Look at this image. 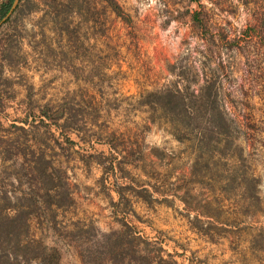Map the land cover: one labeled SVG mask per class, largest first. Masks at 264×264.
Wrapping results in <instances>:
<instances>
[{
	"label": "rangeland",
	"instance_id": "obj_1",
	"mask_svg": "<svg viewBox=\"0 0 264 264\" xmlns=\"http://www.w3.org/2000/svg\"><path fill=\"white\" fill-rule=\"evenodd\" d=\"M7 16L0 119L48 123L6 132L38 163L36 191L0 195V264H264V0H18ZM207 89L242 127L256 194L194 167L197 143L149 96L191 107Z\"/></svg>",
	"mask_w": 264,
	"mask_h": 264
},
{
	"label": "trees",
	"instance_id": "obj_2",
	"mask_svg": "<svg viewBox=\"0 0 264 264\" xmlns=\"http://www.w3.org/2000/svg\"><path fill=\"white\" fill-rule=\"evenodd\" d=\"M13 2L14 0H1L0 22L9 19L7 15ZM15 10L16 8L13 12ZM149 96L159 99V109L170 118L169 121L178 122L172 127L175 139L197 143L195 147L202 154L196 157L194 167L202 163L207 168L213 166L220 178L217 183H222V179H225L226 187L231 188L239 181L238 184H245L250 192L257 193L259 180L245 176L242 147L236 144L243 134L242 127L229 120L224 110L216 105L215 100L211 99L210 89L195 94L192 92L191 107L177 91L156 92ZM224 173L227 176H223Z\"/></svg>",
	"mask_w": 264,
	"mask_h": 264
},
{
	"label": "crops",
	"instance_id": "obj_3",
	"mask_svg": "<svg viewBox=\"0 0 264 264\" xmlns=\"http://www.w3.org/2000/svg\"><path fill=\"white\" fill-rule=\"evenodd\" d=\"M19 89L22 94L23 89L20 87ZM47 118L48 116H46V114L42 112V114H40V117L37 119V122H32L30 120V117H23L12 121H3L2 119H0V195H5L7 192L13 190L17 192V194H15V198H18L26 196V194L30 191H36L34 189V186L30 184L28 185L23 181L22 176L23 174L29 176L33 173L35 165L38 163L37 154L35 155V153L33 152V147H31L27 150V153L20 151L21 153H23L22 155L19 153L17 155L11 156L9 154L10 146H14V142H12L9 146L8 143H10V140L8 139V135L6 132L14 129L19 130L23 134H27L32 128H34V125L36 123L47 125ZM45 127L49 128L48 126ZM26 137L27 135L25 136V139ZM67 138L69 139L68 136ZM25 143L29 144L30 141L26 140ZM40 145L43 146L44 144ZM40 169L41 174H44L43 168L40 167Z\"/></svg>",
	"mask_w": 264,
	"mask_h": 264
},
{
	"label": "water",
	"instance_id": "obj_4",
	"mask_svg": "<svg viewBox=\"0 0 264 264\" xmlns=\"http://www.w3.org/2000/svg\"><path fill=\"white\" fill-rule=\"evenodd\" d=\"M17 2H18V0H14L13 5H12V8H11V10H10V12H9L8 15H10L13 12V10L15 9V7L17 5Z\"/></svg>",
	"mask_w": 264,
	"mask_h": 264
}]
</instances>
